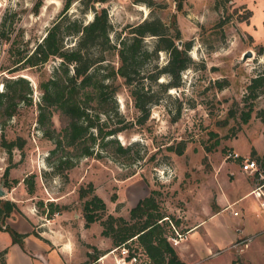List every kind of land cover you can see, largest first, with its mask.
I'll use <instances>...</instances> for the list:
<instances>
[{"label":"rangeland","instance_id":"rangeland-1","mask_svg":"<svg viewBox=\"0 0 264 264\" xmlns=\"http://www.w3.org/2000/svg\"><path fill=\"white\" fill-rule=\"evenodd\" d=\"M64 1L0 0V91L5 78L17 76L24 77L31 89L28 99L0 123V186L5 190L0 198L10 199L16 205L5 219L8 227L17 232L28 229L34 235L44 228L61 233L72 228L73 234L78 235L85 199L78 195L79 186L92 183L94 192L105 201L106 211L126 219L138 198L157 189L165 213L180 220L178 224L171 220L167 232L174 246L173 226L179 232L185 231L184 223L188 225L198 213L203 216L205 204L212 205L216 198L238 192L241 177L251 179L253 186L264 183L260 166L259 171L245 172L239 168L240 160L226 156L230 150L254 158L264 154V125L256 115L264 107V93L251 98L246 88L251 78L264 74V54L258 53L259 46L264 45V0H183L180 9L175 0H151V5L142 0L100 3L107 8L109 19L118 31L151 14L165 23L174 15L180 30L179 40L192 41L188 51L192 64L180 73L181 85L172 88L169 95H160V101L151 105L143 120L129 88L117 77L114 84L118 88L115 94L118 115L112 113L109 117L101 113L100 121L106 119L102 131L119 127L113 137L123 146L129 145V149L115 151V147L100 140L92 155L78 158L74 166L60 172L53 170L51 158L48 159L54 144L37 121L39 84L49 77L57 60L33 67L18 66L16 62L45 35L62 11ZM79 5L76 0L69 13L80 16ZM90 18L91 14H86V19ZM152 38H146L149 46L155 40ZM167 58V53L159 52L148 62L147 69L154 70V64L162 66ZM110 59L116 61L114 56ZM15 68L19 69L11 71ZM167 79V75H162L159 80ZM250 106L251 116L243 121L241 112ZM51 118L56 130H60L63 119L57 113ZM18 137L22 146H14L9 152L2 139ZM181 141L184 142L182 153L167 148ZM31 176L35 181L33 192L28 191L26 184ZM51 200L63 208L47 217L44 212ZM183 210L187 214L184 219L180 216ZM221 215L225 222L223 231L229 232L227 227L233 223L232 232L236 228L240 231H236L237 236L229 245L217 244L220 248L215 250L217 254L201 264H264V220L261 219L264 209L254 203L253 196L238 200ZM88 229L92 241L99 235L98 228L94 224ZM219 231L214 228V235ZM245 233L256 236L250 238ZM10 241L9 231L0 229V247ZM188 242L192 246V239ZM13 243L18 250L26 246L24 238ZM101 245L107 246L102 242ZM89 246L96 251L93 245ZM136 250L140 258L147 259L141 248ZM189 252L185 251L186 258ZM2 259L0 254V264ZM104 264H115L112 254L104 259Z\"/></svg>","mask_w":264,"mask_h":264},{"label":"trees","instance_id":"trees-1","mask_svg":"<svg viewBox=\"0 0 264 264\" xmlns=\"http://www.w3.org/2000/svg\"><path fill=\"white\" fill-rule=\"evenodd\" d=\"M76 0H65L62 11L38 41L33 50L21 56L16 64L30 67L40 66L51 59L57 60L52 73L40 82L41 90L38 103L37 121L43 133L52 140L48 159L54 171H63L74 166L82 156L92 155L102 144H108L115 151H127L129 145L123 146L113 135L120 130L112 127L102 131L100 114L111 117L118 115L115 94L117 77L124 80L133 98L134 106L139 109L140 120L148 116L150 107L160 101V95H169L172 88L181 85L180 73L192 64L188 51L192 41L182 42L178 46L180 30L176 17L171 15L169 22H163L152 14L136 24H127L121 30H115L106 7L97 6L109 0H77L80 16L69 13L70 6ZM151 5V0H142ZM178 9L183 0H175ZM90 13L91 18L86 19ZM113 34V36H112ZM154 37L151 46L147 37ZM159 52L168 55L167 61L154 70L147 69L149 61L155 59ZM259 54H264V45L259 46ZM116 57V61L110 57ZM22 66L21 68H23ZM15 68L11 71H16ZM167 75L166 81H160ZM156 86V89L153 86ZM247 93L257 98L264 93V74L259 73L251 78ZM31 93L28 81L22 77L5 78L0 91V123L15 113L16 107L28 99ZM246 96V100L247 97ZM253 110L250 106L241 112L243 121H247ZM57 113L64 121L60 130H56L52 114ZM256 115L264 125V107ZM17 139H2V144L10 152L14 146H22ZM177 153H182L184 142L178 145H167ZM98 151V149H97ZM254 154L255 151L252 150ZM254 158V157H251ZM260 168L264 171V154L257 155ZM29 192L34 191L33 176L26 179ZM78 195L83 199L82 214L85 225L99 221L101 233L111 238L117 248L127 246L126 259L141 248L149 264H187L182 260L168 239L170 222L178 224L180 220L165 213L157 195V189H151L146 195L138 198L129 209V219L106 211V203L96 192L92 183L79 186ZM42 202V201H40ZM14 201L0 198V229L5 228L12 236V242L21 241L27 232H17L5 224V219L15 208ZM63 208L52 200L47 204V217ZM44 211V210H43ZM167 216L166 218H164ZM6 248L0 250L3 255Z\"/></svg>","mask_w":264,"mask_h":264},{"label":"crops","instance_id":"crops-1","mask_svg":"<svg viewBox=\"0 0 264 264\" xmlns=\"http://www.w3.org/2000/svg\"><path fill=\"white\" fill-rule=\"evenodd\" d=\"M240 184L241 189L238 192H232L228 196L225 194L221 199L216 198L212 205L205 204L203 216L198 213V217L188 225L184 223V220L182 221L186 229L182 231L183 237L174 244V248L178 256L187 264H201L205 259L217 254L215 250L220 249L217 244L227 246L236 238V231H240V228H236L235 233H233L232 230L235 223L227 227L229 232L222 230L225 227V222L221 215L223 211L230 208L238 200L246 199L250 196H253L255 204L260 205L258 198L252 193V189L256 185L253 186L251 184V179L241 177ZM248 204L251 205L252 203L249 202ZM184 213H186V210H183L182 215H180L183 219L187 218V214ZM261 219L264 220V217ZM79 222L82 229H80L78 235L73 234L72 228H67L68 231L63 232L64 234L55 232V230L50 232L46 228L43 231H38V235L29 233L28 229L23 230V232H28L23 237L26 240L25 251L16 249V243L11 241L6 246L0 247V250L6 248L4 264H21L23 262L28 264H104V259L109 257L110 254L113 255L115 264H130L118 252V248L112 244L111 238L101 233L102 227L99 221H93L87 226L84 218L80 219ZM94 224L98 228L99 235L91 241L88 228ZM214 228L220 229L215 235L213 232ZM245 234H248L250 238L256 236V233ZM190 239L193 241L192 246H188V240ZM101 242L107 246L103 247ZM90 244L96 248V251L89 248ZM186 250H190L189 258H186L184 254Z\"/></svg>","mask_w":264,"mask_h":264},{"label":"built area","instance_id":"built-area-1","mask_svg":"<svg viewBox=\"0 0 264 264\" xmlns=\"http://www.w3.org/2000/svg\"><path fill=\"white\" fill-rule=\"evenodd\" d=\"M227 157H231L233 159L240 160V168L242 171L253 173L256 171H259V163L255 158H251L249 156H244L240 152L236 150H230L228 151ZM252 193L258 198L260 206L264 208V183L257 184L253 189ZM165 216L164 218H166ZM175 235L171 237L174 243H177L182 237L183 232H179L174 226ZM120 254L122 257H126L128 255V248L124 244L120 246ZM127 261L130 264H149V261L145 258H140L137 253H133L127 258Z\"/></svg>","mask_w":264,"mask_h":264},{"label":"water","instance_id":"water-1","mask_svg":"<svg viewBox=\"0 0 264 264\" xmlns=\"http://www.w3.org/2000/svg\"><path fill=\"white\" fill-rule=\"evenodd\" d=\"M98 6H101V4L98 3ZM177 44H178V46H181L182 41L178 40ZM248 55H250V52L248 53ZM244 58H246V56H244ZM4 194H5V190L2 189V187L0 186V196H2Z\"/></svg>","mask_w":264,"mask_h":264}]
</instances>
